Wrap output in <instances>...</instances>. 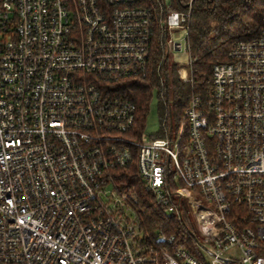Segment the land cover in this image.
<instances>
[{
    "label": "built area",
    "instance_id": "1",
    "mask_svg": "<svg viewBox=\"0 0 264 264\" xmlns=\"http://www.w3.org/2000/svg\"><path fill=\"white\" fill-rule=\"evenodd\" d=\"M140 2L0 0V264H264V31L233 43L167 136L147 137L109 85L148 67ZM191 2L166 3V58L188 53ZM131 162L166 218L187 210L190 248L142 231L113 176Z\"/></svg>",
    "mask_w": 264,
    "mask_h": 264
},
{
    "label": "trees",
    "instance_id": "2",
    "mask_svg": "<svg viewBox=\"0 0 264 264\" xmlns=\"http://www.w3.org/2000/svg\"><path fill=\"white\" fill-rule=\"evenodd\" d=\"M190 0H141L151 14V57L143 75L109 84L117 96L127 99L135 108V126L143 130L152 94L156 91L159 132L153 138L167 136L170 123L179 120L183 109L194 95L207 96L211 88L214 65L226 63L236 41H250L264 31V0H192L187 21L188 57L191 60L189 80L183 82L175 64L169 66L163 43L162 26L166 3L179 12L188 10ZM121 187H133L137 197L136 214L140 227L151 237L163 233L175 235L178 243L190 248L196 239L195 225L187 210L178 216L165 217L153 202L135 170L134 162L113 170Z\"/></svg>",
    "mask_w": 264,
    "mask_h": 264
},
{
    "label": "rangeland",
    "instance_id": "3",
    "mask_svg": "<svg viewBox=\"0 0 264 264\" xmlns=\"http://www.w3.org/2000/svg\"><path fill=\"white\" fill-rule=\"evenodd\" d=\"M173 34V41L175 42H183V32L180 31H174ZM184 44V42H183ZM168 58V64L171 66L172 64H175L178 69H185L187 70L188 76L190 74V70L187 66V61L189 59L187 52H176L172 51L170 52ZM179 75V73H178ZM180 77V76H179ZM189 78V77H188ZM181 79V78H180ZM157 97H156V91L152 94V99L149 104L148 113L145 117V126L143 127L144 134L147 137H152L155 134L159 132V115H158V107H157Z\"/></svg>",
    "mask_w": 264,
    "mask_h": 264
}]
</instances>
